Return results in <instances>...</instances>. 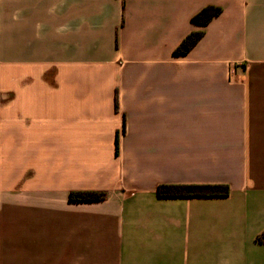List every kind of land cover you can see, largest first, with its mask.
I'll return each instance as SVG.
<instances>
[{
  "label": "crops",
  "instance_id": "1",
  "mask_svg": "<svg viewBox=\"0 0 264 264\" xmlns=\"http://www.w3.org/2000/svg\"><path fill=\"white\" fill-rule=\"evenodd\" d=\"M263 233L264 0H0V264H264Z\"/></svg>",
  "mask_w": 264,
  "mask_h": 264
},
{
  "label": "trees",
  "instance_id": "2",
  "mask_svg": "<svg viewBox=\"0 0 264 264\" xmlns=\"http://www.w3.org/2000/svg\"><path fill=\"white\" fill-rule=\"evenodd\" d=\"M220 11L221 8L218 6H204L191 17V22L200 26L206 25ZM202 35L203 31L201 29L190 31L180 41L175 53H187ZM157 193L160 196H226L229 193V187L226 184H161L157 188ZM105 195L103 191H73L70 192L69 198L73 201H99L104 199ZM257 239L264 242V233L258 236Z\"/></svg>",
  "mask_w": 264,
  "mask_h": 264
}]
</instances>
